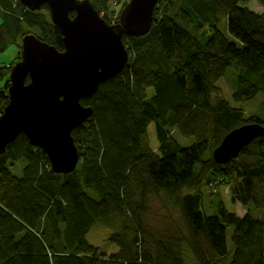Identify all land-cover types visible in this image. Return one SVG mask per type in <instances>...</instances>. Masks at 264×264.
Wrapping results in <instances>:
<instances>
[{"label":"trees","instance_id":"obj_1","mask_svg":"<svg viewBox=\"0 0 264 264\" xmlns=\"http://www.w3.org/2000/svg\"><path fill=\"white\" fill-rule=\"evenodd\" d=\"M89 1L107 24H118L129 2L111 18L116 1ZM0 19V55L27 34L63 51L47 6L31 12L18 0H0ZM124 45L123 70L81 101L92 115L72 132L73 172L51 171L24 135L0 156V264H264V136L227 165L212 159L236 128L264 127V101L247 117L213 96L232 74L233 103L264 97V0H160L149 32ZM12 64H0V115ZM151 124L155 150L146 137ZM14 159L23 162L19 175L8 167ZM204 183L226 186L246 213L219 203L217 215H206ZM151 195L180 217L181 228L168 237L148 226ZM97 225L112 230L115 253L87 242Z\"/></svg>","mask_w":264,"mask_h":264},{"label":"water","instance_id":"obj_2","mask_svg":"<svg viewBox=\"0 0 264 264\" xmlns=\"http://www.w3.org/2000/svg\"><path fill=\"white\" fill-rule=\"evenodd\" d=\"M18 1L31 12L48 7L64 51L32 34L22 38L19 61L8 78V104L0 115V156L24 135L32 147L46 155L51 171L66 175L79 161L72 132L92 115V109L81 101L123 70L129 58L124 39L149 32L160 0H129L114 25L107 24L89 0ZM261 136L264 127L258 124L236 128L213 151L214 163L227 165L236 160Z\"/></svg>","mask_w":264,"mask_h":264},{"label":"rangeland","instance_id":"obj_3","mask_svg":"<svg viewBox=\"0 0 264 264\" xmlns=\"http://www.w3.org/2000/svg\"><path fill=\"white\" fill-rule=\"evenodd\" d=\"M116 1L117 4L111 6L115 13L111 15V18L117 17L118 11L123 8L125 5V1L127 0H113ZM129 1V0H128ZM124 5V6H123ZM123 6V7H122ZM248 7L256 12H259L261 9L257 6L256 3L250 2ZM118 10V11H117ZM1 20V19H0ZM1 24V21H0ZM32 33H34L32 31ZM35 34V33H34ZM21 43H19L18 47L9 48L5 53L0 55V64L8 66V64L19 61L18 52L20 51ZM228 77L221 78L217 83V90L213 94V96L217 98L224 99L231 103L232 106L241 108L247 115L252 114L257 110V108L264 101V97L261 93H259L254 99L248 101L245 104H235L231 99V89L230 84L232 83V74H228ZM7 81V80H6ZM1 86V85H0ZM171 134L175 136V132L172 130ZM146 137L149 141L150 147L155 150L157 148V140L154 132L153 125H149L146 131ZM177 140H180L176 137ZM186 144L189 141H185ZM185 144V143H184ZM23 165L22 161H18L16 159L12 160V164L8 166L11 170L12 175H19V167ZM201 194L203 200V211L208 216H215L218 214V206L219 203L223 205L226 211L229 213L235 214L237 216H243L246 213V209L243 208L240 204L233 202L231 196L229 195V190L224 185L213 184L211 187L207 186V184H203L201 187ZM146 219L149 222L148 226L152 232L157 234L169 233V235L173 234L176 230L181 228L180 217L173 210L166 211L163 209L162 203L154 196L149 197L148 201V212L145 214ZM112 230L107 229L101 225L94 226L88 235L86 236V240L89 244L96 246L98 250L106 255L113 254L117 251V247L112 244L108 237L111 235ZM168 237V236H167ZM228 249L232 250L231 240H230V230H228V238H227Z\"/></svg>","mask_w":264,"mask_h":264},{"label":"built area","instance_id":"obj_4","mask_svg":"<svg viewBox=\"0 0 264 264\" xmlns=\"http://www.w3.org/2000/svg\"><path fill=\"white\" fill-rule=\"evenodd\" d=\"M117 11H118V10H117ZM119 11H120V10H119ZM119 11H118V12H119ZM100 17L103 18V14H100ZM112 24H114V23H112ZM112 24H111V25H112Z\"/></svg>","mask_w":264,"mask_h":264},{"label":"bare ground","instance_id":"obj_5","mask_svg":"<svg viewBox=\"0 0 264 264\" xmlns=\"http://www.w3.org/2000/svg\"><path fill=\"white\" fill-rule=\"evenodd\" d=\"M64 51V50H63ZM59 52H62V51H59Z\"/></svg>","mask_w":264,"mask_h":264},{"label":"clouds","instance_id":"obj_6","mask_svg":"<svg viewBox=\"0 0 264 264\" xmlns=\"http://www.w3.org/2000/svg\"><path fill=\"white\" fill-rule=\"evenodd\" d=\"M100 16V15H99ZM103 19V18H102Z\"/></svg>","mask_w":264,"mask_h":264}]
</instances>
